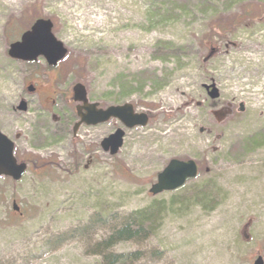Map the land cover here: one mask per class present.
I'll list each match as a JSON object with an SVG mask.
<instances>
[{"label": "rangeland", "instance_id": "1", "mask_svg": "<svg viewBox=\"0 0 264 264\" xmlns=\"http://www.w3.org/2000/svg\"><path fill=\"white\" fill-rule=\"evenodd\" d=\"M37 18L67 48L55 67L7 54ZM75 83L100 108L132 104L147 125L109 156L99 142L122 125L73 133ZM229 103L217 122L211 111ZM0 131L27 164L19 181L0 177V264H100L97 239L152 206V234L114 247L140 253L128 264L264 262V0H0ZM172 158L198 174L153 196Z\"/></svg>", "mask_w": 264, "mask_h": 264}, {"label": "water", "instance_id": "2", "mask_svg": "<svg viewBox=\"0 0 264 264\" xmlns=\"http://www.w3.org/2000/svg\"><path fill=\"white\" fill-rule=\"evenodd\" d=\"M52 23L49 19L37 18L29 29L25 30L19 40L9 44L7 54L11 58L22 61H34L42 56L48 65H56L61 60L67 49L61 41L57 40L51 32ZM210 99H216L219 92L215 85H204ZM29 91L33 87L28 86ZM72 99L78 102L76 113L80 120L74 124L73 132L84 122L87 125H95L107 121L110 117L118 119L125 128L144 126L148 117L144 113H135L129 103L116 106H108L105 109L97 108V103L87 102V93L81 83H76L72 87ZM25 102L20 101L17 109L25 110ZM245 109L242 102L238 103L237 111L243 112ZM217 122H222L232 113L231 105L226 104L211 111ZM124 130L115 129L114 132L102 139L100 146L103 151L115 154L123 143ZM13 142L0 131V175H7L17 180L24 173L25 163H17L13 157ZM197 175V165L192 159L181 160L172 158L167 165L156 176V181L150 186L149 192L153 195L163 191H173L181 187L187 179ZM15 208V206H14ZM252 264H264L260 256H257Z\"/></svg>", "mask_w": 264, "mask_h": 264}, {"label": "trees", "instance_id": "3", "mask_svg": "<svg viewBox=\"0 0 264 264\" xmlns=\"http://www.w3.org/2000/svg\"><path fill=\"white\" fill-rule=\"evenodd\" d=\"M208 186H202L200 195L206 196ZM160 209L158 206L145 207L133 211L128 217L121 219L117 226L102 235L92 245L93 254L101 257L100 264H128L140 253H119L114 247L124 241L131 239H144L152 234V226L156 223Z\"/></svg>", "mask_w": 264, "mask_h": 264}, {"label": "flooded vegetation", "instance_id": "4", "mask_svg": "<svg viewBox=\"0 0 264 264\" xmlns=\"http://www.w3.org/2000/svg\"><path fill=\"white\" fill-rule=\"evenodd\" d=\"M234 106H233V103H231V108H233Z\"/></svg>", "mask_w": 264, "mask_h": 264}]
</instances>
